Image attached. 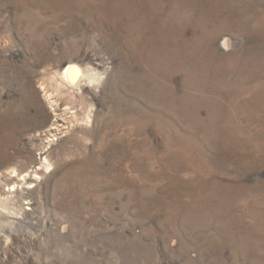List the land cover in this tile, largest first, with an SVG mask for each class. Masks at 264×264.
<instances>
[{
  "label": "rangeland",
  "instance_id": "374dc122",
  "mask_svg": "<svg viewBox=\"0 0 264 264\" xmlns=\"http://www.w3.org/2000/svg\"><path fill=\"white\" fill-rule=\"evenodd\" d=\"M0 264H264V0H0Z\"/></svg>",
  "mask_w": 264,
  "mask_h": 264
},
{
  "label": "bare ground",
  "instance_id": "6f19581e",
  "mask_svg": "<svg viewBox=\"0 0 264 264\" xmlns=\"http://www.w3.org/2000/svg\"><path fill=\"white\" fill-rule=\"evenodd\" d=\"M95 76V75H94ZM64 82L67 83V85H75L78 83L83 77L92 78L91 75L88 76L83 72V70L76 66V65H70L62 74ZM93 79V78H92ZM95 80V79H94ZM66 85V86H67ZM75 88V87H74ZM14 190V189H13ZM12 190V191H13Z\"/></svg>",
  "mask_w": 264,
  "mask_h": 264
}]
</instances>
